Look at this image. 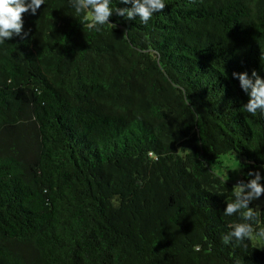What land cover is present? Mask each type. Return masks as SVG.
<instances>
[{"label": "trees", "instance_id": "trees-1", "mask_svg": "<svg viewBox=\"0 0 264 264\" xmlns=\"http://www.w3.org/2000/svg\"><path fill=\"white\" fill-rule=\"evenodd\" d=\"M165 3L95 31L45 0L0 44V264H264L221 239L234 185L264 176V112L232 75L264 77V0Z\"/></svg>", "mask_w": 264, "mask_h": 264}, {"label": "clouds", "instance_id": "clouds-1", "mask_svg": "<svg viewBox=\"0 0 264 264\" xmlns=\"http://www.w3.org/2000/svg\"><path fill=\"white\" fill-rule=\"evenodd\" d=\"M125 4H131V8H116L112 6V0H69L70 5L75 9L76 15L86 14L89 10L93 18L89 21L84 15V22L90 30L100 31L101 27L110 23V17L115 14L128 20L139 16V21L147 25L154 14L162 12L166 8L165 0H122ZM45 4V0H0V44L14 36L26 38L28 32H24V14L35 15ZM31 30H29L30 32ZM233 77L239 79L241 89L248 94L247 103L242 105V110L252 116L257 112H264V77H261L253 70L251 77L245 72H233ZM236 170V169H234ZM249 179L243 180L234 185V200L227 202L224 209L225 216L239 215L243 223L229 224L231 229L222 236V243L228 245L235 240L243 242L252 240L253 236L264 237V229L257 230L255 225L259 223V208L250 207L253 200L264 195V184L261 180L264 176L259 171H249ZM223 181V177H220ZM199 246L194 251L199 252Z\"/></svg>", "mask_w": 264, "mask_h": 264}, {"label": "rangeland", "instance_id": "rangeland-1", "mask_svg": "<svg viewBox=\"0 0 264 264\" xmlns=\"http://www.w3.org/2000/svg\"><path fill=\"white\" fill-rule=\"evenodd\" d=\"M242 166L243 164L236 154H223L212 164L216 173L224 176L233 183H236L238 179L242 178L244 173ZM257 206L259 209L264 207V195H261L259 199L251 202L250 207L257 208ZM252 241L257 247L264 250V237L254 235Z\"/></svg>", "mask_w": 264, "mask_h": 264}]
</instances>
